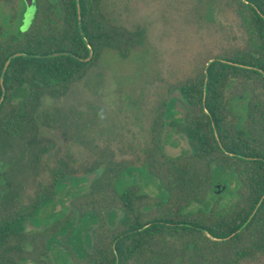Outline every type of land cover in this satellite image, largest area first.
Wrapping results in <instances>:
<instances>
[{
  "label": "trees",
  "instance_id": "trees-1",
  "mask_svg": "<svg viewBox=\"0 0 264 264\" xmlns=\"http://www.w3.org/2000/svg\"><path fill=\"white\" fill-rule=\"evenodd\" d=\"M35 1L32 29L20 49L0 46V264H27L20 254L29 236L42 244L32 263L50 264L49 247L70 224L61 243L79 239V255L67 246L76 264H249L264 257V0H233L248 30L246 48L211 60L195 79L173 87L184 113L176 117V97L162 103L144 160L120 163L103 155L83 172L70 152L59 151L49 184L38 182L50 152L40 128V123L50 127L44 100L66 96L106 49L120 55L132 51L143 32L111 27L101 0H79L80 21L77 0H46V9ZM89 47L93 56L84 63ZM59 53L70 56L50 57ZM15 54L24 56L11 60L1 80ZM164 125L185 136L186 156L166 155ZM101 166L92 183L99 188L91 190L86 175ZM130 169L158 181L160 195L154 201L139 187L119 192L117 183ZM29 180L31 194L24 192ZM226 180L239 188L230 210H191L204 206L218 189H230ZM58 189L61 199L65 193L72 203L62 207L65 215L37 234H24L18 226L44 205L55 204Z\"/></svg>",
  "mask_w": 264,
  "mask_h": 264
},
{
  "label": "rangeland",
  "instance_id": "rangeland-1",
  "mask_svg": "<svg viewBox=\"0 0 264 264\" xmlns=\"http://www.w3.org/2000/svg\"><path fill=\"white\" fill-rule=\"evenodd\" d=\"M40 1L46 9L47 1ZM101 1L102 11L111 27L125 28L130 32L140 30L143 40L124 55L106 49L89 75L75 84L66 96L44 100L43 116H47L50 127L40 123V128L50 152L42 162L38 182H51L52 163L59 151L70 152L83 172L85 168L95 167L103 155L112 156L120 163L144 160L147 147L153 142L162 103L176 97L175 111L180 112L176 117L184 113L180 92L173 87L195 79L211 60L245 49L249 41L247 27L240 20L238 6L233 0ZM14 3L23 12L25 8L21 0H9V4L0 0V24L8 23L7 31L10 32L1 45L17 50L20 49V39L30 32L32 25L19 37V16L8 8ZM40 19L43 20L42 14ZM234 109L241 113V105ZM161 140L165 144L164 152L170 158H180L190 152L185 136L170 131L167 125L163 126ZM103 167L86 175L91 190H98L99 187L92 183L100 176ZM148 176L130 169L120 178L117 189L122 192L129 187H139L141 195L154 201L160 195L159 183ZM29 182L25 185L28 190L31 180ZM225 184L230 189L226 188L222 193L219 191L223 188L218 189L204 206L193 205L191 210L202 208L216 213L230 210L239 199V188L235 189L232 180H226ZM69 190L75 191L76 188ZM24 192L31 194L30 190ZM102 192L96 191L95 195ZM61 195L62 191L58 189L60 199L56 197L55 204L44 205L36 215L18 226L25 230L24 234H37L65 215L61 213L62 207L69 208L72 203L67 194L64 193L62 199ZM69 217L67 214V219L59 224ZM92 227L97 229L96 225ZM69 228L72 224L54 237L47 254L50 264H76L75 256L67 246L78 252L79 239L75 237L74 244L61 243L68 238L63 235L70 231ZM36 239L24 237V250L20 256L27 264H33L39 257L42 244ZM249 264H264V257Z\"/></svg>",
  "mask_w": 264,
  "mask_h": 264
},
{
  "label": "water",
  "instance_id": "water-1",
  "mask_svg": "<svg viewBox=\"0 0 264 264\" xmlns=\"http://www.w3.org/2000/svg\"><path fill=\"white\" fill-rule=\"evenodd\" d=\"M24 1V4L26 6V12L23 16V21H22V26H21V32L22 33H25L27 30H29V28L31 27V25L33 24V21L35 19V15H36V1L35 0H23ZM77 11H78V20L80 21L81 17H80V5H79V0H77ZM81 26V24H80ZM89 57L85 60H81L82 62L86 63V62H89L93 56V53L89 47ZM61 55H66V56H70L69 53H59V54H53L51 55L50 57L52 56H61ZM19 56H24V54H15L13 55L8 61L7 63L5 64V67L3 69V72H2V76H1V80L3 79V76H4V73L9 65V63L11 62V60H13L14 58L16 57H19ZM212 61H210L211 63ZM209 63V64H210ZM209 64L207 65V67L209 66ZM2 82V81H1ZM205 234H207L206 232H204ZM208 235V234H207ZM210 237V236H209ZM211 238V237H210ZM212 239V238H211ZM214 240V239H213ZM219 241V240H218Z\"/></svg>",
  "mask_w": 264,
  "mask_h": 264
},
{
  "label": "flooded vegetation",
  "instance_id": "flooded-vegetation-1",
  "mask_svg": "<svg viewBox=\"0 0 264 264\" xmlns=\"http://www.w3.org/2000/svg\"><path fill=\"white\" fill-rule=\"evenodd\" d=\"M3 1H5V2H7L9 4V0H3ZM21 1H22L23 5H24V8H25L23 10V12L21 11V9H18L16 7L15 3L14 4H11L8 7L12 11V14L15 13V16H16V14H17V16H19V22L17 24L18 28H21L22 21H23V16H24V14L26 12V6L24 4V1L23 0H21ZM19 23H20V25H19ZM7 26H8V23L7 24H0V46H1V44H4V42L6 41L7 37H9V33L10 32L7 31ZM18 32H19V37H21L20 34H22V32L20 31V29H19ZM22 40L20 39V41H22Z\"/></svg>",
  "mask_w": 264,
  "mask_h": 264
}]
</instances>
